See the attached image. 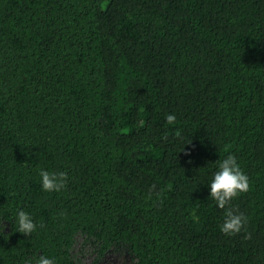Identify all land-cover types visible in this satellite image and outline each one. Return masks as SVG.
<instances>
[{"label":"trees","instance_id":"trees-1","mask_svg":"<svg viewBox=\"0 0 264 264\" xmlns=\"http://www.w3.org/2000/svg\"><path fill=\"white\" fill-rule=\"evenodd\" d=\"M228 153L250 178L231 236L207 185ZM118 252L264 264V0H0V264Z\"/></svg>","mask_w":264,"mask_h":264},{"label":"clouds","instance_id":"clouds-1","mask_svg":"<svg viewBox=\"0 0 264 264\" xmlns=\"http://www.w3.org/2000/svg\"><path fill=\"white\" fill-rule=\"evenodd\" d=\"M165 121L168 125L175 124L176 114L165 113ZM39 178L44 191L59 192L67 184L68 173L40 168ZM207 185L209 197L215 202L216 207L224 210L223 222L220 224L221 232L231 236L244 230L248 223V217L232 206V200L249 190L250 178L234 153H228L223 159L217 160V169L212 173ZM14 221L17 226L16 231L25 235L32 234L37 228V222L33 215L23 208L16 210ZM23 264H56V258L40 254L35 258L25 257Z\"/></svg>","mask_w":264,"mask_h":264},{"label":"rangeland","instance_id":"rangeland-1","mask_svg":"<svg viewBox=\"0 0 264 264\" xmlns=\"http://www.w3.org/2000/svg\"><path fill=\"white\" fill-rule=\"evenodd\" d=\"M92 258H86V264L91 263ZM101 264H131V260L127 255L118 253L109 254Z\"/></svg>","mask_w":264,"mask_h":264}]
</instances>
